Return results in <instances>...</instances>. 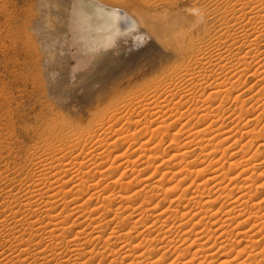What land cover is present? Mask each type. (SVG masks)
Here are the masks:
<instances>
[{"label": "bare ground", "instance_id": "1", "mask_svg": "<svg viewBox=\"0 0 264 264\" xmlns=\"http://www.w3.org/2000/svg\"><path fill=\"white\" fill-rule=\"evenodd\" d=\"M101 2L122 33L95 66L148 38L174 61L149 80L124 78L78 119L52 122L50 148L34 150L25 172H0V264H256L264 124L244 126L264 116V87L251 93L264 81V0ZM244 77L255 79L246 99ZM193 118L203 126L188 128ZM158 137L178 149L164 156ZM252 140L262 143L253 152Z\"/></svg>", "mask_w": 264, "mask_h": 264}, {"label": "rangeland", "instance_id": "2", "mask_svg": "<svg viewBox=\"0 0 264 264\" xmlns=\"http://www.w3.org/2000/svg\"><path fill=\"white\" fill-rule=\"evenodd\" d=\"M134 1L143 4L146 1L154 2V0ZM114 9L101 0H0V172L6 171L14 175L22 170L25 172V166L34 150L43 151L50 148L49 146L53 144L51 137H48L47 142L42 139L45 129L52 122L61 123L64 115L65 117L70 115L72 120L78 119L83 115L81 109L84 108L85 111L88 105L96 107L97 102L103 100L105 96L107 98V95L110 96L116 84L124 78L135 75L139 76L140 82L149 80L161 70L162 66L174 61L173 56L164 54L158 48H150L149 42L152 41L148 38L141 47L137 48L135 45L131 46L132 50L125 48L120 54L118 52V57L113 60L119 71L115 76L113 72L110 73L113 68L115 69L114 63L106 68L100 64L95 66L96 58L101 55L105 57L104 62L112 59L110 54L109 57L107 56L110 53L108 43L122 33L117 30L119 33H115L113 25L110 24L115 14ZM207 11L219 13L210 7ZM210 25L208 24L207 27L211 28ZM242 82L245 85L241 86L242 90L239 92L246 91L255 79L244 77L240 85ZM263 87L264 81H259L254 88L255 91L252 90L251 93L254 94ZM251 93L245 92L244 99L252 95ZM230 101L234 108L239 107V103H234L232 99ZM256 112L254 108L249 112L250 116L260 113ZM140 114L141 119L134 118V120H141L139 123H144L146 114ZM250 116H247L248 120L244 119L242 124L248 122ZM191 124L201 127L204 122L193 118L189 119L187 127L193 126ZM262 124H264V116L248 123L244 129H253ZM178 126L176 125V128ZM174 127L168 131L172 133ZM117 129L122 130L120 126ZM158 138L159 143L164 140L161 146V154L164 153V156L171 155L178 149V145L171 144L169 139ZM250 138V135L243 136L231 152ZM260 144H262L260 141L252 140L250 151L257 150ZM45 145L48 147L46 148ZM128 145L130 144H127L123 150H126ZM199 152L196 149L190 156L195 158ZM84 153H86L85 147ZM262 169L259 172H262ZM256 181L263 182L264 177ZM256 185L258 184L252 186V193L256 191L258 200H263L254 212L262 214L264 187L258 189L260 184ZM1 201L0 198V203ZM242 245L240 248L244 247L245 243ZM238 248L239 245L229 248V250L233 249L232 256ZM226 251L225 253L229 252L227 249ZM172 254L171 258L175 259L176 256L177 259L179 258L178 251L176 256ZM185 256H188L187 259L191 257V255ZM257 258L260 262L256 264H264V252ZM216 260L211 264H218L219 260Z\"/></svg>", "mask_w": 264, "mask_h": 264}]
</instances>
